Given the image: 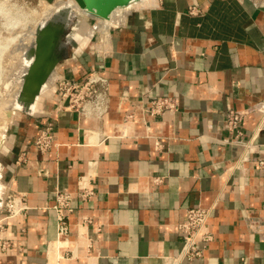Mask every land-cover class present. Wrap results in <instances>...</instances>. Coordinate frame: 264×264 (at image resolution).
<instances>
[{
    "label": "crops",
    "instance_id": "obj_1",
    "mask_svg": "<svg viewBox=\"0 0 264 264\" xmlns=\"http://www.w3.org/2000/svg\"><path fill=\"white\" fill-rule=\"evenodd\" d=\"M93 20L74 46L67 38L51 88L97 70L110 79L109 109L87 118L54 91L10 124L5 197L23 194L28 209L1 230L13 246L0 264H172L178 225L199 205L212 207L213 239L180 264H264V0H133ZM156 96L177 110L151 115ZM230 108L246 112L240 135L226 124ZM48 124L59 146L41 155L35 139ZM236 139L257 146L248 153ZM84 179L95 196L73 202L59 236L55 192Z\"/></svg>",
    "mask_w": 264,
    "mask_h": 264
},
{
    "label": "built area",
    "instance_id": "obj_2",
    "mask_svg": "<svg viewBox=\"0 0 264 264\" xmlns=\"http://www.w3.org/2000/svg\"><path fill=\"white\" fill-rule=\"evenodd\" d=\"M200 10L196 6H191L189 12L197 14ZM55 92L59 94L61 106L68 110L77 111L80 115L87 118L102 119L109 109L110 98V79L102 75L97 70L90 71L85 78L76 79L62 77L57 80ZM178 108L177 100L171 96H156L149 100V106L145 108L151 115L156 116L163 112H174ZM259 130H264V107ZM246 115L244 110L230 108L226 118V124L232 131L236 130L237 135L241 134L239 125ZM135 115L129 113L126 120L134 119ZM244 149L252 152L256 144L252 139L241 140ZM59 143L55 138L52 124L45 126L35 139V147L41 155L47 154L53 148L58 147ZM24 159V158H23ZM21 161V160H19ZM260 166L264 161H259ZM95 196V190L91 186L90 179H84L75 191L57 189L55 192V203L53 208L56 211L57 230L59 236H64L70 231L69 214L74 210L73 202L80 201L82 204L90 202ZM28 206L23 194L9 190L0 207V232L6 225L7 219L25 214ZM212 207L194 206L186 210V218L178 225V229L183 238L181 252L172 256V264H180L184 260L193 261L202 256L204 247L213 239V234L209 229V218ZM84 223L92 222V217L83 215ZM13 246L11 239H0V250L7 251ZM9 264V263H7Z\"/></svg>",
    "mask_w": 264,
    "mask_h": 264
},
{
    "label": "rangeland",
    "instance_id": "obj_3",
    "mask_svg": "<svg viewBox=\"0 0 264 264\" xmlns=\"http://www.w3.org/2000/svg\"><path fill=\"white\" fill-rule=\"evenodd\" d=\"M58 1L64 2V4L55 9L54 5ZM78 4V0H0V89H3L0 91L2 93V95L0 93V97L4 96L6 90L13 93L14 86L23 84L24 80L21 81L22 83L16 81L17 77L23 73L24 66L21 65V60L33 57L32 44L37 29L46 20H51L56 14L59 15L60 12H64L62 16L64 15L67 19L61 39L66 42L67 38H70L72 42L69 46L75 45V39L77 40L79 32H82L85 26H90L93 23L91 20H95L97 17L82 12ZM56 71L55 68L46 85L41 89L40 96L54 92L57 81H55L53 88H51V83H53ZM6 85L9 88H6ZM18 95H21V89ZM37 100L34 104L32 101H25L21 104H7L3 100L0 101V148L5 141L10 124L19 115L27 114L25 109L31 108L28 111H34ZM0 186L1 193L4 195L2 202H4L6 192L2 182L1 170Z\"/></svg>",
    "mask_w": 264,
    "mask_h": 264
},
{
    "label": "water",
    "instance_id": "obj_4",
    "mask_svg": "<svg viewBox=\"0 0 264 264\" xmlns=\"http://www.w3.org/2000/svg\"><path fill=\"white\" fill-rule=\"evenodd\" d=\"M133 0H78L81 7L86 8L92 15L107 17L108 14L119 6L129 5ZM60 12L51 20H46L37 29L36 37L32 44L33 58L28 66L21 87V95L26 101L33 104L40 96L41 89L53 74L58 63L66 53L67 43L63 42L61 35L66 26V17ZM26 112L31 113L25 109Z\"/></svg>",
    "mask_w": 264,
    "mask_h": 264
},
{
    "label": "bare ground",
    "instance_id": "obj_5",
    "mask_svg": "<svg viewBox=\"0 0 264 264\" xmlns=\"http://www.w3.org/2000/svg\"><path fill=\"white\" fill-rule=\"evenodd\" d=\"M72 3H73V1H72ZM63 4H64V2H56L55 3V5H54V7H55V9H58L59 7H62L63 6ZM79 5V4H78ZM49 8V7H48ZM80 8H81V10H82V12H85V13H89V14H92V13H90L86 8H83V7H81L80 6ZM33 58V57H32ZM32 58H23L22 60H21V65H23L24 66V68H23V73H22V75H19L18 77H17V79H16V81L19 83H22L21 81L22 80H24V76H25V74H26V72H27V69H28V66L30 65V63H31V60H32ZM21 84H18V85H16V86H14V89H13V93L11 92V91H7L6 90V93L4 94V96L3 97H0V99L2 98V100H3V102L4 103H7V104H12V103H14V104H21L22 102H25L26 100L24 99V98H21V97H19V91H20V89H21ZM4 87V86H3ZM11 87V86H10ZM6 88H9V86L7 87V85H6ZM3 89L1 88L0 89V91H2ZM1 93V92H0ZM12 93V94H11ZM1 95H2V93H1ZM0 95V96H1ZM12 95V96H11ZM2 100H0V101H2ZM29 109H31V108H29ZM29 109H27V110H29ZM2 192V190H1V186H0V203L2 202V200H3V197H4V195H3V193H1Z\"/></svg>",
    "mask_w": 264,
    "mask_h": 264
}]
</instances>
